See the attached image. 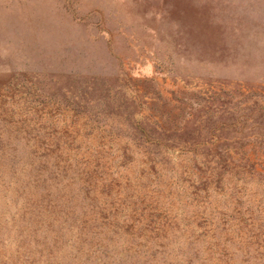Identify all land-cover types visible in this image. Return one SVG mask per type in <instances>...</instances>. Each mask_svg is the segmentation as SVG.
Wrapping results in <instances>:
<instances>
[{
  "label": "rangeland",
  "instance_id": "374dc122",
  "mask_svg": "<svg viewBox=\"0 0 264 264\" xmlns=\"http://www.w3.org/2000/svg\"><path fill=\"white\" fill-rule=\"evenodd\" d=\"M0 264H264V0H0Z\"/></svg>",
  "mask_w": 264,
  "mask_h": 264
}]
</instances>
